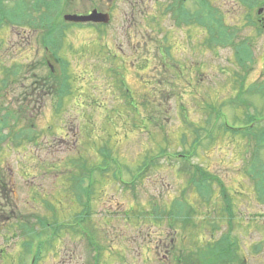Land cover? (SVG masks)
Wrapping results in <instances>:
<instances>
[{
    "label": "rangeland",
    "instance_id": "1",
    "mask_svg": "<svg viewBox=\"0 0 264 264\" xmlns=\"http://www.w3.org/2000/svg\"><path fill=\"white\" fill-rule=\"evenodd\" d=\"M70 1L60 4L63 12L87 14L96 8L112 19L96 29L76 27L67 33L60 54L73 78L70 98L59 112L47 82L56 81L60 64H67L46 55L32 27L1 34L6 42L0 45V192L7 193L9 205L16 204L6 215L13 212L16 218L19 212L26 221L57 216L75 228H61L40 264H177L196 245L219 239L229 228L220 187L204 188L211 199L193 191V179L204 178L220 180L229 194L233 233L246 264H264V203L248 174L256 143L218 131L212 141L207 127L200 140L192 132L207 125L208 117L218 123V115L219 123L226 115L230 126L242 127L244 116L241 124L234 122L244 112L256 118L257 126L264 125L261 92L246 95V107L222 109V102L241 92L236 80L247 90L264 79V13L258 15L264 0L249 19V9L239 0H209L236 34L217 46L202 28L170 17L168 6L175 0ZM186 6L196 8L193 0ZM245 39L255 59L247 70L239 68L233 48ZM45 58L55 76L47 63L40 66ZM14 70L17 76L4 84ZM15 129L34 135L36 143L20 145ZM260 154L264 160L263 149ZM191 160L207 172L199 174L194 167L188 172ZM150 162L144 173L139 170ZM180 198L186 202L182 210L193 213L186 229L170 214ZM1 233L0 260L15 257L19 249L13 233Z\"/></svg>",
    "mask_w": 264,
    "mask_h": 264
},
{
    "label": "trees",
    "instance_id": "2",
    "mask_svg": "<svg viewBox=\"0 0 264 264\" xmlns=\"http://www.w3.org/2000/svg\"><path fill=\"white\" fill-rule=\"evenodd\" d=\"M68 1V2H67ZM204 1H201L198 5V8L193 12V16L190 19L194 24L205 27L209 34V40L214 42L212 45L217 46L218 44H227L234 40L235 32L229 30L228 26H225L223 23V16L219 13V11L212 6V3L207 1L204 4ZM245 7L252 10L257 5H260L262 1L260 0H239ZM67 3L69 5L70 0H0V45L5 43L3 36L1 34L9 28H21V27H32L34 31L39 32V40L41 41L42 49L50 55V58H55L57 56L58 60H62L59 56V53L62 52L67 38V33L71 31L73 28H84L81 25H71L66 23L63 17L68 13L63 12L60 7L61 3ZM64 5V6H65ZM11 30V29H10ZM28 36V34H26ZM236 53L238 54V59L246 70L250 67V64H253L254 56L251 50V47L248 44V40H243L239 45H233ZM47 58L43 59L39 62L40 66H46L49 72L50 66L47 62ZM15 68V67H14ZM8 69V68H7ZM9 70V69H8ZM62 74L58 77L55 76L56 82L51 80L46 82L51 86H48L49 92H52L59 98L61 101L70 93V89L68 87V83L66 81L69 80L68 68L63 66L61 70ZM13 73V72H12ZM18 73V72H17ZM16 71L9 75L6 74V79L3 81L4 84L7 85L8 80L13 78V76H17ZM4 77V76H3ZM235 77L239 76L235 74ZM66 83V84H63ZM235 83V82H234ZM235 86L241 89L238 97L235 96L231 100L227 101V103H223V107H231L233 109L238 110V108L247 105V99L244 97L246 95L251 96L253 93L261 92L264 95V80L261 83H256L251 85L247 90L243 89L240 80H236ZM121 93L122 88H121ZM53 95V94H52ZM127 97V96H126ZM128 100V99H127ZM129 101V100H128ZM153 105V104H152ZM151 105V106H152ZM249 114L238 115L236 114V122L234 124H241L243 122V116L245 117L246 123L241 125L242 127L230 126V121L227 120V116L225 115V120L220 122L221 115L216 117L218 123H211V119L207 120V126L205 125L203 128H192V132L197 135L199 140L202 137H205V133L203 131L204 128H208L209 136L208 139L214 141L212 138L214 131H218L224 135L231 134L233 138L242 135L243 137H247L249 140H253L257 147L255 148L256 155L251 160V166L249 168L248 174L250 179L253 181L256 191L258 193V198L261 202L264 203V161L261 158L260 152L262 149L264 150V125L257 126L255 123L256 118L252 117ZM213 119V116H212ZM264 122V120H262ZM226 122V123H225ZM254 123L252 127L251 124ZM231 124V123H230ZM213 132L211 129H213ZM18 131L15 129L14 132ZM21 140L19 141L20 145H24L26 143H35L37 138H30L29 135L23 134L21 132L18 136ZM4 139L3 137L0 139ZM182 144L185 143V139H181ZM199 141H195L194 144H199ZM180 156L185 155V152L182 151L179 153ZM191 157L190 155H187ZM148 161V160H147ZM151 163V162H150ZM154 162H152L148 166H141L139 168L140 171L143 170V173L149 169V167L153 166ZM142 164H145L143 162ZM198 173H204L201 168H197ZM210 178L211 175L209 174ZM196 182V181H195ZM220 180H213L210 182L209 180L203 179L202 182L197 181L195 183V187L197 192H199L202 198H211L209 193L204 190V188L208 187L210 190H213L212 183L217 184L221 189V198L224 202V207L222 211L227 216L229 230L226 231L219 237V239H212L210 242L206 244H198L196 245V251L192 253L190 257L186 259H177V264H246V260L244 256L241 254V244H239V239L234 236L233 228H234V216L233 212V204L229 199V194L227 190L222 188V184L218 183ZM208 183V184H206ZM206 184V185H205ZM1 186V183H0ZM7 193L4 192L2 194L0 192V200L5 204L2 206L0 203V234L1 232H12L13 238L12 243L18 245V253L15 257H11V255H7L3 260H0V264H40V262L44 259V255L46 250L53 247L54 242L57 240L58 235L61 232V228H63L62 223L58 222L56 219L51 220L47 216H36L35 219L26 221V218L21 219V214L18 212L16 214V218L13 212L8 213L7 211L10 208L16 209V204L12 201L11 205L7 202ZM13 204V206H12ZM183 204H178L180 209V213L177 216L175 213V203L172 205V210L170 211L171 219L176 222L181 221L184 224V229L188 228L189 224L191 225V209H187V214L182 210L181 206ZM165 212V210H162ZM16 213V210H15ZM193 214V213H192ZM13 218V219H12ZM155 218V217H154ZM21 219V220H20ZM17 225V228L15 227ZM67 228V227H66ZM4 239L7 242L9 237L5 235ZM10 243L9 245H11ZM256 249V248H255ZM3 249H0L2 251ZM193 257L196 258L193 260Z\"/></svg>",
    "mask_w": 264,
    "mask_h": 264
},
{
    "label": "water",
    "instance_id": "3",
    "mask_svg": "<svg viewBox=\"0 0 264 264\" xmlns=\"http://www.w3.org/2000/svg\"><path fill=\"white\" fill-rule=\"evenodd\" d=\"M264 9L260 10V13H263ZM65 20L67 22H71V23H89V22H93V23H100V22H106L107 19L99 14L97 11H94L92 14H90L89 16H66Z\"/></svg>",
    "mask_w": 264,
    "mask_h": 264
}]
</instances>
